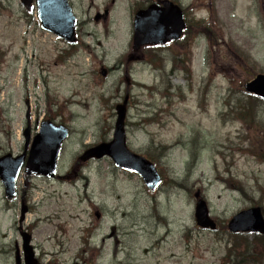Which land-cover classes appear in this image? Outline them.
Masks as SVG:
<instances>
[{"label":"rangeland","instance_id":"obj_1","mask_svg":"<svg viewBox=\"0 0 264 264\" xmlns=\"http://www.w3.org/2000/svg\"><path fill=\"white\" fill-rule=\"evenodd\" d=\"M141 2L74 0L72 47L42 31L20 0H0V157L23 152L28 110L33 136L46 120L71 130L60 179L21 175L11 202L0 183V264L23 259L22 231L40 264H264L257 235L227 229L251 207L264 214V101L243 89L264 74V0H182L209 30H190L187 48L161 52L156 66L152 56L127 62ZM178 60L186 63L173 68ZM102 66L120 69L102 78ZM127 94L128 145L157 166L156 193L108 158L76 168L85 151L112 140ZM196 194L217 231L197 226Z\"/></svg>","mask_w":264,"mask_h":264},{"label":"water","instance_id":"obj_2","mask_svg":"<svg viewBox=\"0 0 264 264\" xmlns=\"http://www.w3.org/2000/svg\"><path fill=\"white\" fill-rule=\"evenodd\" d=\"M21 4L28 11L34 10V0H21ZM38 16L42 28L64 38L67 42L74 43L76 20L71 7L66 0H37ZM184 30L182 12L173 5H168L164 11L150 8L139 12L135 18L134 48L136 50L147 45H166L179 38ZM106 76V72L102 73ZM245 91L254 96L264 98V75L245 84ZM127 100L119 106L118 120L114 140L88 150L81 160L101 159L109 156L116 167L138 174L143 178L148 189L154 191L161 179L155 166L146 159L130 152L126 145L125 116ZM25 152L22 156L13 158L12 155L0 159V180L5 186L6 196L12 200L16 197V181L25 165L27 149L30 143L29 114ZM69 137V131L64 127H56L50 122L42 124L41 133L34 139L30 157L26 165L27 175H43L54 178L57 172L58 158L63 142ZM28 209L22 208L21 221L25 219ZM197 224L205 229H216V224L209 218V211L204 201H198L196 208ZM229 228L233 233L255 232L264 234V219L260 208L251 209L236 216ZM26 264H37L34 259L33 249L30 246V237L23 234Z\"/></svg>","mask_w":264,"mask_h":264},{"label":"flooded vegetation","instance_id":"obj_3","mask_svg":"<svg viewBox=\"0 0 264 264\" xmlns=\"http://www.w3.org/2000/svg\"><path fill=\"white\" fill-rule=\"evenodd\" d=\"M71 5L73 6L74 10H75V4H74V0H69ZM79 3H85V2H91L93 0H77ZM166 1H172L174 2L176 5H179L181 6L184 11H185V15H186V23L188 25V30H190V25H191V18L188 16V11L186 10L187 8H185L184 4L181 2V0H166ZM157 3H159L158 0H142L141 2V9H147L149 6L151 5H156ZM159 7H163L160 3H159ZM93 8L90 7V11L92 10ZM109 15V11L108 10H105L104 14L100 15V13H97L96 16H100L99 18V21H105L107 20V17ZM95 16V17H96ZM95 20V18H94ZM192 21H194V18L192 19ZM195 24V23H194ZM194 27L196 28V25H194ZM186 41L185 39L183 40H179L177 41L176 43H174L173 45H171L170 47L173 48V47H176V46H182V48L185 50L187 44L184 42ZM170 47H167V49H169ZM166 49V50H167ZM160 51H165V48H156L155 49V52H160ZM115 69H118V67H113V68H110L108 69V72H113Z\"/></svg>","mask_w":264,"mask_h":264}]
</instances>
